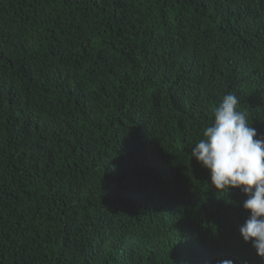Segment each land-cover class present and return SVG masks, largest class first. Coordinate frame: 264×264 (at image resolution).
Masks as SVG:
<instances>
[{
    "label": "trees",
    "instance_id": "obj_1",
    "mask_svg": "<svg viewBox=\"0 0 264 264\" xmlns=\"http://www.w3.org/2000/svg\"><path fill=\"white\" fill-rule=\"evenodd\" d=\"M230 92L264 134V0H0V264H264L191 157Z\"/></svg>",
    "mask_w": 264,
    "mask_h": 264
},
{
    "label": "clouds",
    "instance_id": "obj_2",
    "mask_svg": "<svg viewBox=\"0 0 264 264\" xmlns=\"http://www.w3.org/2000/svg\"><path fill=\"white\" fill-rule=\"evenodd\" d=\"M203 138L191 149V157L209 173L210 184L227 193L238 188L245 194L243 209L249 216L239 233L264 259V134L249 124L239 110L234 93L223 96L214 109V119L203 131ZM218 264H234L222 259Z\"/></svg>",
    "mask_w": 264,
    "mask_h": 264
}]
</instances>
